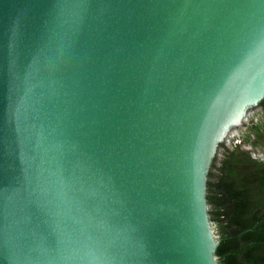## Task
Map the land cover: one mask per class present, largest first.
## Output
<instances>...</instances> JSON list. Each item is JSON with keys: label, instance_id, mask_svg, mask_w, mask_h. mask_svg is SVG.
<instances>
[{"label": "water", "instance_id": "95a60500", "mask_svg": "<svg viewBox=\"0 0 264 264\" xmlns=\"http://www.w3.org/2000/svg\"><path fill=\"white\" fill-rule=\"evenodd\" d=\"M263 99L264 0H0V264H219L208 173Z\"/></svg>", "mask_w": 264, "mask_h": 264}, {"label": "trees", "instance_id": "16d2710c", "mask_svg": "<svg viewBox=\"0 0 264 264\" xmlns=\"http://www.w3.org/2000/svg\"><path fill=\"white\" fill-rule=\"evenodd\" d=\"M206 198L219 264H264V162L226 149L212 161Z\"/></svg>", "mask_w": 264, "mask_h": 264}, {"label": "flooded vegetation", "instance_id": "af4514ba", "mask_svg": "<svg viewBox=\"0 0 264 264\" xmlns=\"http://www.w3.org/2000/svg\"><path fill=\"white\" fill-rule=\"evenodd\" d=\"M246 120L248 121L243 122L244 128L237 136L238 138H236V134H233L232 136L235 138L231 136L233 138L231 142L229 138L228 141L221 143L218 151L222 153L226 149H231L234 145H239L240 149L248 152L252 158L264 162V160H261V156L256 154L260 149H264V99L257 106L250 109Z\"/></svg>", "mask_w": 264, "mask_h": 264}, {"label": "rangeland", "instance_id": "374dc122", "mask_svg": "<svg viewBox=\"0 0 264 264\" xmlns=\"http://www.w3.org/2000/svg\"><path fill=\"white\" fill-rule=\"evenodd\" d=\"M244 148H245V147H244ZM256 154H259V155L261 156V160H264V149H260V151L257 152ZM256 154H255V155H256ZM253 155H254V154H253ZM218 156H221V151H219ZM257 158H258V156H257Z\"/></svg>", "mask_w": 264, "mask_h": 264}]
</instances>
